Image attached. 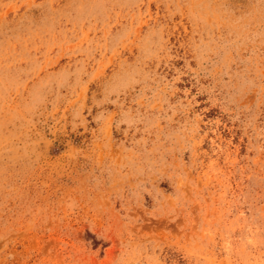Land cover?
<instances>
[{
    "label": "rangeland",
    "instance_id": "obj_1",
    "mask_svg": "<svg viewBox=\"0 0 264 264\" xmlns=\"http://www.w3.org/2000/svg\"><path fill=\"white\" fill-rule=\"evenodd\" d=\"M0 264H264V0H0Z\"/></svg>",
    "mask_w": 264,
    "mask_h": 264
}]
</instances>
